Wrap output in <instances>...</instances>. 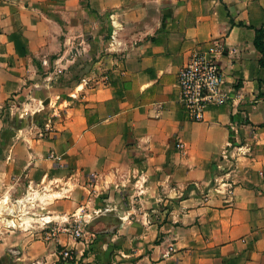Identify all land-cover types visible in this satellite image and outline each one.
I'll use <instances>...</instances> for the list:
<instances>
[{
	"label": "crops",
	"instance_id": "1",
	"mask_svg": "<svg viewBox=\"0 0 264 264\" xmlns=\"http://www.w3.org/2000/svg\"><path fill=\"white\" fill-rule=\"evenodd\" d=\"M81 1L0 0V203L15 211L29 196L37 222L81 215L92 228L101 217L116 219V231L90 230L85 242L60 234L55 244L38 225L6 238L0 229V256L46 264L61 247L85 264L104 255L116 264H264V67L254 46L264 0H101L127 15L114 28L124 58L102 62L82 104L34 106L28 100L47 93L37 96L34 64L66 46L60 14H76ZM215 44L231 100L194 122L178 74Z\"/></svg>",
	"mask_w": 264,
	"mask_h": 264
},
{
	"label": "rangeland",
	"instance_id": "2",
	"mask_svg": "<svg viewBox=\"0 0 264 264\" xmlns=\"http://www.w3.org/2000/svg\"><path fill=\"white\" fill-rule=\"evenodd\" d=\"M60 17L63 23L61 42L66 43V46L62 47L58 53L59 55L54 54L51 58H47L48 62L46 65H44L41 60L36 61L34 64L35 71L41 75L37 80L42 83V86L37 89L41 94L37 96L43 98L42 91L46 89V98L44 101H41V103L34 99L28 100V102L34 103L32 104L34 106L36 103L41 104V106L46 103L53 111L61 103L63 104L62 109L67 108L70 100H76L78 104H82L85 96L84 86L87 83V85H97L101 81L102 70L103 72L106 71V68H103L102 62L110 60L116 62L118 57L122 60L125 56V51L119 52L114 49L116 39L118 40L119 38L118 33L114 31V28H119V30H121V24L124 25L125 20L127 19L126 14L122 13L117 16L114 13H110L107 9L102 8L101 0H82L81 6L79 5L76 10V14L67 16L64 19H62L63 15L60 14ZM108 44H110V49L107 48ZM60 55L61 57L57 58ZM116 66L112 65L113 68ZM109 71H111V69ZM91 74L93 75L92 78L88 79ZM45 84H47V86H44ZM74 90L76 91L73 92ZM13 115V119H15L17 116L15 114ZM48 117H50V115H48ZM30 207V213L27 216L33 218L31 219V222L34 227L38 223L35 219L37 218V215L34 214L36 209L32 208V206ZM38 210L42 209L38 208ZM0 212L3 215L9 213L8 203H0ZM92 223H94L92 228H90L89 224L84 226V238L82 239L84 242L90 230L116 231V219L105 221L100 217ZM1 230L4 236L7 229L1 228ZM4 238H6V236H4ZM56 241L55 244H58ZM42 250L41 247L32 248L31 252L33 253V258L42 260L43 258L41 256L44 255ZM66 250L69 249L56 247V250L54 251L56 255L50 256L46 253L43 256L45 263L85 264L82 261V258L80 260L78 259L77 252H73V259L65 258L62 253ZM85 255L87 256L88 252ZM93 255L95 254L88 256L93 257ZM105 256L106 255L102 258L103 264L117 263L116 255H111L112 260L110 261H108V257ZM97 257L98 262L97 258H95L94 263L100 264L101 258L100 256ZM16 258L15 255H12V257L2 255L0 256V264H33L17 260Z\"/></svg>",
	"mask_w": 264,
	"mask_h": 264
},
{
	"label": "built area",
	"instance_id": "3",
	"mask_svg": "<svg viewBox=\"0 0 264 264\" xmlns=\"http://www.w3.org/2000/svg\"><path fill=\"white\" fill-rule=\"evenodd\" d=\"M221 54L220 44H215L208 50L196 51L178 74L179 102L191 121H205V114L209 108L226 105L231 100V93L224 86L222 68L218 63ZM47 62L45 60L43 64L46 65ZM13 106L16 107L15 104ZM177 146L184 147L180 143ZM225 158H228L227 154ZM31 199L26 196L18 201L17 210H9V213H5L6 215L0 212V229L32 230L33 223L31 217L27 216L29 211L26 210L27 205L31 204ZM72 218V221L61 222L40 218L37 225L42 230L43 239L50 243L56 241L60 234H64L74 241H82L84 226L88 223L81 215ZM62 254L65 258L73 259L71 250H66Z\"/></svg>",
	"mask_w": 264,
	"mask_h": 264
},
{
	"label": "trees",
	"instance_id": "4",
	"mask_svg": "<svg viewBox=\"0 0 264 264\" xmlns=\"http://www.w3.org/2000/svg\"><path fill=\"white\" fill-rule=\"evenodd\" d=\"M231 24H234V22L231 21ZM255 34L254 46L262 55L260 65L264 67V26L259 29H255Z\"/></svg>",
	"mask_w": 264,
	"mask_h": 264
}]
</instances>
